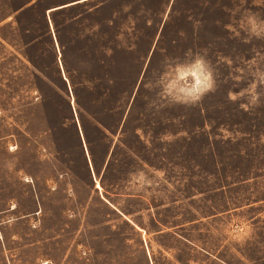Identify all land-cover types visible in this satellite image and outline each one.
Returning a JSON list of instances; mask_svg holds the SVG:
<instances>
[{"label": "rangeland", "instance_id": "rangeland-1", "mask_svg": "<svg viewBox=\"0 0 264 264\" xmlns=\"http://www.w3.org/2000/svg\"><path fill=\"white\" fill-rule=\"evenodd\" d=\"M248 12L264 3L0 0V264H264ZM196 54L215 86L173 102L162 77Z\"/></svg>", "mask_w": 264, "mask_h": 264}, {"label": "clouds", "instance_id": "clouds-1", "mask_svg": "<svg viewBox=\"0 0 264 264\" xmlns=\"http://www.w3.org/2000/svg\"><path fill=\"white\" fill-rule=\"evenodd\" d=\"M264 3V0H260ZM239 26L250 36L264 37V19L255 13L248 12L241 16ZM187 81V83H184ZM177 84L182 86L177 87ZM162 94L173 102L195 104L203 94L212 90L215 86L213 70L209 62L201 55L196 54L192 59L184 63L171 66L161 81ZM253 100L255 96L253 95ZM249 226L243 217H238L228 225L226 232L234 238H243L248 234Z\"/></svg>", "mask_w": 264, "mask_h": 264}, {"label": "trees", "instance_id": "trees-1", "mask_svg": "<svg viewBox=\"0 0 264 264\" xmlns=\"http://www.w3.org/2000/svg\"><path fill=\"white\" fill-rule=\"evenodd\" d=\"M58 42H59V44L61 45V42H60V40H58ZM62 47V46H61Z\"/></svg>", "mask_w": 264, "mask_h": 264}]
</instances>
